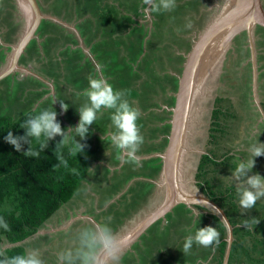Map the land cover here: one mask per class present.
I'll use <instances>...</instances> for the list:
<instances>
[{"label":"rangeland","instance_id":"rangeland-1","mask_svg":"<svg viewBox=\"0 0 264 264\" xmlns=\"http://www.w3.org/2000/svg\"><path fill=\"white\" fill-rule=\"evenodd\" d=\"M224 2L176 0L173 11L149 15L142 0H36L42 18L16 61L25 67L0 78V116L15 119L27 111L55 110L61 127L72 137L74 131L69 127L77 124V111L87 102L86 97L78 94L88 87L89 76H98L102 70L114 89L127 90L129 103L140 109L138 125L144 143L137 153L142 166L121 164L117 159L121 153L107 142L108 134L114 131L110 114L105 110L102 116L98 115L86 139L74 137L89 151L92 177L87 175L85 182L80 180L72 196L34 233L27 235L26 242L19 243L24 252L39 249L44 264H58L57 252L69 246L79 228L107 220L112 229L121 223L119 240L126 241L129 233L128 238H134L121 249L120 264H213L212 258L204 255L207 250L204 247L193 244L189 254L182 252L186 236L208 223L210 217L206 215L202 219L200 207L217 215L227 230L221 212L198 198H205L194 185L195 168L202 153H214L213 159L218 163L208 164L213 169L208 173L213 188L230 186L233 189L235 208L227 207L228 201L222 204L228 218L235 217L237 205V212L244 214L247 218L244 221L250 224L246 228L255 234H250L248 244L256 248L264 246V198L257 201L255 208L241 212L237 182L232 177L238 161L249 159L250 145L257 140L264 143V39L260 40L256 33L251 42L243 32L233 36L216 53L206 71L196 70L194 65V79L199 84L192 81L198 86L189 97L182 126V148L179 147L173 159L172 175L169 173L177 178L180 190L172 189L175 204L167 212L141 227L168 199L161 163L169 143L171 107L182 64L194 40L217 17ZM6 6L10 7V11H4L8 16L1 8ZM13 10L15 27H20L17 45L34 15L22 0H0V22L11 31L15 30L11 20L6 21L11 19ZM188 20L192 22L190 29L185 28ZM0 62H4L2 53ZM54 99L58 100L52 105ZM60 100L69 105L67 111L61 110ZM214 107L229 114L222 117L224 130L212 142L208 132L210 111ZM223 157L227 164L220 163ZM254 160L255 165L247 174L258 173L264 177V156ZM111 165L115 166L114 171ZM140 173L143 175H137ZM127 174L129 180L125 177ZM145 177L149 179L145 181ZM103 195L104 205L100 206L99 201L100 212H96L94 201ZM80 203L86 206L82 214L87 220H77V226L72 217L78 214ZM71 206L77 209L73 210L72 217L67 212ZM110 208L114 214L112 219L107 213ZM60 209L64 215L55 214ZM256 219L259 223L251 225ZM49 222H52L47 226L50 231L40 234ZM235 233L239 231L234 230ZM5 246L9 244L2 239L0 247ZM252 255L257 257L260 253L255 251Z\"/></svg>","mask_w":264,"mask_h":264},{"label":"clouds","instance_id":"clouds-1","mask_svg":"<svg viewBox=\"0 0 264 264\" xmlns=\"http://www.w3.org/2000/svg\"><path fill=\"white\" fill-rule=\"evenodd\" d=\"M142 3L147 6L145 12L149 15L171 12L177 6L176 0H142ZM191 27L192 22L188 20L185 28L190 29ZM126 94L127 90L114 89L101 70L100 75L89 76L88 87L78 94L86 97L87 102L77 111L79 114L77 124L69 127L74 131L72 137H69L65 129L61 127L60 122L57 120L56 111L45 108L36 111L23 121L20 125V128L24 130L23 135H14L12 131H8L4 140L26 157H39L40 152L48 148L49 142L59 136L61 139L54 147V154L58 163L54 167L68 168V161L64 157L62 149L70 145L68 148L69 155L76 156L78 153H83L85 144L77 141L74 137L79 136L81 140L86 139L89 127L97 121L98 115L102 116L104 111L107 110L114 129L108 134L107 142L112 148L121 153L117 159L121 164L142 166L141 158L137 155L144 143V137L138 125L141 112L138 107H134L129 103ZM57 100L54 99L52 105ZM59 103L61 110L67 111L69 105L61 100ZM34 141L39 145L38 150L32 146ZM25 144L28 146L26 150L23 148ZM249 151V159L238 161L232 171L233 180L237 182L235 183L236 193L241 212L255 208L257 201L264 198V177L258 173L247 174L255 165L254 157L264 156V143L257 140V143L250 145ZM108 154L111 156V149H108ZM69 170L73 174H79L76 168ZM162 173L165 174L163 169ZM141 174L143 175V173L137 175ZM258 223V219L252 221L253 225ZM243 225L244 227H250L247 220ZM0 228L10 231L9 224L3 217H0ZM219 235L215 227H199L193 234L186 236L182 252L183 254H189L193 244L204 248L218 245ZM122 255L118 238L107 220L93 222L79 228L69 242V246L62 248L56 254L58 264H120ZM0 264H44V260L39 249L9 256L7 255V249L0 247Z\"/></svg>","mask_w":264,"mask_h":264},{"label":"trees","instance_id":"trees-1","mask_svg":"<svg viewBox=\"0 0 264 264\" xmlns=\"http://www.w3.org/2000/svg\"><path fill=\"white\" fill-rule=\"evenodd\" d=\"M218 108L214 107L210 111L208 137L212 142L216 141L224 130L222 117L225 116L226 110L219 111ZM34 113L27 111L15 119L0 116V217H3L10 227V231L0 228V241L4 239L10 244L3 247L7 249L9 256L23 253V248L18 242L34 233L40 224L45 222L72 196L78 183L88 171L89 151L84 149L83 153L73 156L69 155L68 146L64 147L62 151L69 167H54L58 163L54 147L61 139L59 136L49 142L48 148L41 151L39 157H26L4 140L8 131H12L14 135H23L24 130L20 128V125ZM228 114L227 112L226 115ZM32 146L37 150L39 148L35 141ZM27 147L26 144L23 145L25 150ZM213 158L214 153L200 154L194 173V185L202 192H200L202 195L222 210L231 227V240L225 264H264V246L256 248L253 244H248L251 241L250 234H254V232L252 229L244 227L243 223L247 218L244 214L240 215L237 212L236 205L235 217L230 219L222 206L223 202L228 201L227 207L232 210L235 208L233 199L236 198L233 195V189L230 186H224L223 189L212 186V178L208 173L213 169H210L208 164H218ZM223 158L224 160L220 163L227 164L225 157ZM71 168H76L79 174L71 173L69 170ZM229 203L230 206H228ZM200 209L203 210L202 214L200 213L202 219H205L206 215L210 217L205 226L215 227L220 234L219 244L206 248L204 255L211 257L214 261L213 264H222L227 245L226 227L217 215L205 211L203 207ZM234 230L239 233L233 234ZM245 234L249 236L247 235L245 238ZM255 251L260 255L254 257L252 253Z\"/></svg>","mask_w":264,"mask_h":264},{"label":"water","instance_id":"water-1","mask_svg":"<svg viewBox=\"0 0 264 264\" xmlns=\"http://www.w3.org/2000/svg\"><path fill=\"white\" fill-rule=\"evenodd\" d=\"M22 1L24 3V6H26L27 9L30 10L31 13L34 15V19L32 20L31 24L29 25L28 29L25 31L24 35L22 36L18 44L15 45V47L13 48V52H11V56H10L11 64L12 63L14 64V62L17 61L18 55L20 54L24 43L27 41L28 38L32 36L31 35L32 32L37 27L39 20L42 18L36 4V0H22ZM254 26H259L264 29V11L261 8L260 0H225L217 17L214 20H212L209 23V25H207L205 29H203V31L194 40V43L191 46L188 53L186 54L184 62L182 64V71L178 77V84H177L178 87L174 96L175 97L174 106L171 107V118L169 123L170 124L169 143L162 157V169L163 172L165 173L163 174L164 177L166 176L167 173H170L171 170L170 169L171 167L169 168L168 160L165 153L167 149L170 148L171 146V142H170L171 136L173 135V132L175 133V131L173 130L176 128L179 119H180L181 127L183 126V123L186 120L185 114L187 113V105L189 103V95L191 93V88H192L191 79L193 77L191 75H193V71L195 72L194 65L197 56L202 54V52L199 54V47L202 46L207 40L210 46L209 49H212L214 47L215 48L214 50H216L214 54L215 57L216 53L218 51H222L225 45L229 43L230 39L233 36H235L236 34L242 31L245 32V34L248 36V39L250 41L251 31ZM206 36H211V39H207ZM210 42H212V44H210ZM214 57L212 61L215 59ZM194 81L195 83L199 84L198 79H194ZM195 83H193V87L198 86ZM174 158L175 156H173V159ZM198 198L206 203H210L215 208H217L221 212L225 220V224L227 226V238H226L227 245L225 248L223 261H222V264H225L228 247L231 240V227L229 226L222 210L215 203H213L211 200H209L206 197L204 198L199 196ZM174 204L175 201L171 197L166 199L163 202V204H161V206L156 210L157 212L155 214H152L151 216L146 218V220H144L141 227L147 224L155 217L159 215H163Z\"/></svg>","mask_w":264,"mask_h":264},{"label":"crops","instance_id":"crops-1","mask_svg":"<svg viewBox=\"0 0 264 264\" xmlns=\"http://www.w3.org/2000/svg\"><path fill=\"white\" fill-rule=\"evenodd\" d=\"M260 4H261V2H260ZM2 9H3V12L5 11V10H7L8 9V11H10V7L9 6H6V7H1ZM262 8V10L264 11V9H263V7H261ZM4 15L5 16H8V15H6L5 14V12H4ZM10 20H11V27L13 28V29H15L14 31H11L7 26H3L4 25V22L3 21H1L0 22V46H1V50H0V53H2V56H3V60H4V62H0V66H1V68H0V78L2 77V76H4L5 74H7V73H9V72H13L14 70H16V69H18L19 67V69H24V67L25 66H23V68L21 67L22 65L21 64H17L16 62H14V64L12 63H10V61H11V59H10V56H11V51L13 52V48L15 47V45H16V40H17V37L19 36V33H20V27H18L19 25H17V27H15V22H17L16 21V17H15V11L13 10V12H12V16H11V19H9V20H7L6 22H10ZM15 27V28H14ZM26 68H28V66H26ZM27 70V69H26ZM36 76V75H35ZM91 160V159H90ZM96 162V161H95ZM92 163L93 162H89V168H88V171H87V174L85 175V177L83 178V182H85V178H86V176L87 175H89V176H91L92 177V173L91 172H89V169H90V167H93V165H92ZM107 165H109V164H107ZM111 167H112V170L114 171V169H113V167L115 168V166L114 165H111ZM113 171H112V174H113ZM95 175V174H94ZM114 177H116V176H114ZM126 177V180L128 179H130V177L128 176V174L125 176ZM137 177V176H136ZM146 178V180L145 181H147L148 179H149V177H145ZM165 179L167 178L166 176L164 177ZM94 179V178H93ZM92 179V181H94ZM116 180H117V178H116ZM166 187H167V189H168V186L166 185ZM109 189V188H108ZM166 189V190H167ZM105 191V190H104ZM85 195V194H84ZM167 196H168V193H167ZM93 198V197H92ZM94 199V198H93ZM105 200L106 198L104 197V195L102 196V197H99V199H96L95 201H94V205H95V207H96V212L98 211V212H100V209H98L97 208V204L99 203V201H101L100 202V206H103L104 204H102L104 201H102V200ZM110 206H112V205H110ZM60 208V207H59ZM72 208H74V209H72ZM78 208H80V210L78 211V214L77 215H75V217L73 218L72 217V215H73V210H77L75 207H73V206H71V209H70V212L67 210V212L68 213H70V216L72 217V219L75 221V223L77 224L78 223V221L77 220H81V219H83L84 220V222H85V220H87V216H83V214H82V211H83V209L84 208H86V206L84 205V204H82V203H80L79 204V206H78ZM65 210H66V208H64ZM58 210V209H57ZM63 214L64 215V211H63V209H60L59 211H57L55 214ZM107 213H109L108 215H109V217L112 219L113 218V210H112V208H110V210L107 212ZM110 214L112 215V216H110ZM120 214H122V211H121V213ZM104 216H106V215H104ZM64 219V221L66 222V219L65 218H63ZM71 220V219H70ZM112 223H113V221H112ZM116 223V222H115ZM118 223H119V221H118ZM51 224H52V222H49V223H47V224H45L46 226V230H44V231H41V233L40 234H45V233H47L48 231H50V229L49 228H47V226H51ZM77 226H78V224H77ZM113 230V232H114V234L117 236V238L119 237V235H120V233H122L121 232V230H122V227H121V223H119V224H117V225H115V228H113L112 229ZM56 232V231H55ZM50 233H52V232H49V234ZM129 235H130V233L128 234V237H129ZM127 237V239H126V241H125V243H124V241L123 240H119L118 239V245H119V247H120V249H122L123 247H125L126 245H128V244H130L133 240H134V238H128ZM22 242H26V238H24L23 240H22ZM23 253H24V250H23Z\"/></svg>","mask_w":264,"mask_h":264},{"label":"bare ground","instance_id":"bare-ground-1","mask_svg":"<svg viewBox=\"0 0 264 264\" xmlns=\"http://www.w3.org/2000/svg\"><path fill=\"white\" fill-rule=\"evenodd\" d=\"M206 38L211 39V36H206ZM210 44H212V42H210ZM209 47L210 46H209L207 40L205 41V43L202 46L199 47V54L201 52H202V54L197 56V59L195 60V65H197L196 70L200 69V71H202V70L206 71L205 69L210 67V65L213 63L212 59L214 57L216 50H214L215 49L214 47L212 49H209ZM216 56H217V54H216ZM216 56H215V58H216ZM191 76L193 78L191 79L192 88H191V93H190L189 97H191V95L194 93V90H193L194 87H193V83H192V81H194V75H191ZM194 86H195V84H194ZM189 103H190V100H189ZM183 113H184V111H183ZM180 115H181V112H180ZM183 124H185V122ZM173 131H175V133L173 132V135L171 136V140H170L171 146H170V148L167 149V151L165 153L167 160H168L169 168L172 167V165H173V156L177 155V153L179 151V147L182 148V144H183L181 141V138H183L184 134L182 131V127L180 125V119L177 123L176 128ZM170 174H171V172H170ZM170 174L167 173L166 174L167 178L166 179L164 178V180L168 186V189H167V193H168L167 197L168 198L171 197L172 189L173 190H175V189L180 190V186L177 183V178L175 177V179H174L173 177H171L172 174L171 175Z\"/></svg>","mask_w":264,"mask_h":264},{"label":"flooded vegetation","instance_id":"flooded-vegetation-1","mask_svg":"<svg viewBox=\"0 0 264 264\" xmlns=\"http://www.w3.org/2000/svg\"><path fill=\"white\" fill-rule=\"evenodd\" d=\"M260 2L262 3V5H263V9H264V0H260ZM255 27V30H254V28L252 29V31H251V37H253L252 35H254V33H256L258 36L257 37H260V40H262V39H264V29H262L261 27H259V26H254ZM256 30H258L257 32H256ZM243 32V34H245V32L244 31H242ZM241 32V33H242ZM239 34V33H238ZM237 34V35H238ZM245 36H246V34H245ZM244 36V37H245ZM263 41V40H262ZM258 52V51H257ZM148 225V224H147Z\"/></svg>","mask_w":264,"mask_h":264}]
</instances>
